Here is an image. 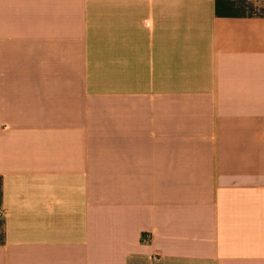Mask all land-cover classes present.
Returning <instances> with one entry per match:
<instances>
[{"label":"crops","instance_id":"0c3cea01","mask_svg":"<svg viewBox=\"0 0 264 264\" xmlns=\"http://www.w3.org/2000/svg\"><path fill=\"white\" fill-rule=\"evenodd\" d=\"M0 264H264V0H0Z\"/></svg>","mask_w":264,"mask_h":264}]
</instances>
